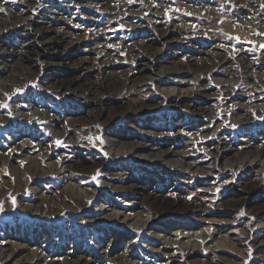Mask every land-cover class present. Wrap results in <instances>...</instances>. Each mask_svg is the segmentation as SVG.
<instances>
[{"label": "rangeland", "instance_id": "obj_1", "mask_svg": "<svg viewBox=\"0 0 264 264\" xmlns=\"http://www.w3.org/2000/svg\"><path fill=\"white\" fill-rule=\"evenodd\" d=\"M0 9V264H264V0Z\"/></svg>", "mask_w": 264, "mask_h": 264}, {"label": "bare ground", "instance_id": "obj_2", "mask_svg": "<svg viewBox=\"0 0 264 264\" xmlns=\"http://www.w3.org/2000/svg\"><path fill=\"white\" fill-rule=\"evenodd\" d=\"M5 67H6V65L2 66L1 68H4V69H5ZM171 91H172V90H171ZM134 146L142 147L143 145H141V144H136V145H135V144H132V145H130V147H132V148H133ZM144 148H146V147H144ZM163 154H164V152H163V153L159 152L158 155H157L156 157H159V156H161V155H163ZM194 164H195V163H193V162H192V163H187L186 166L189 167V166H191V165L193 166ZM70 186H71V185H70ZM70 186H67V188L71 190V192L68 193V194H70L71 196H75V197H77V198H79V199L82 198V200L84 199L83 201H87L85 198L82 197V195L79 194V193H81V192H76V191H74V188H71ZM72 193H73V194H72ZM154 210H155V209H154ZM115 215H116V214H115ZM135 216H136V215H135ZM125 218L129 219V216H125ZM139 218H140V216H139ZM138 222H139V220H138ZM148 223H149V222L146 221V220H143V221L141 220L140 225H144V226H145V225L148 224ZM204 233H205V232H204ZM202 234H203V233H202ZM196 235H197V234H196ZM207 237H208L207 234H204V236L202 237V239H206ZM224 241H225V240H224ZM226 242H227V241H226ZM170 245H173V243L170 242ZM170 245H169V246H170ZM224 245H225V244H224ZM182 246H183L185 249L188 248V246L186 245V243H185V244H182ZM189 249H190V250H193L194 247H193V246H190Z\"/></svg>", "mask_w": 264, "mask_h": 264}, {"label": "snow or ice", "instance_id": "obj_3", "mask_svg": "<svg viewBox=\"0 0 264 264\" xmlns=\"http://www.w3.org/2000/svg\"><path fill=\"white\" fill-rule=\"evenodd\" d=\"M0 11H3V9H0ZM6 106V105H5ZM261 119H264V117H261ZM59 143V142H58Z\"/></svg>", "mask_w": 264, "mask_h": 264}, {"label": "built area", "instance_id": "obj_4", "mask_svg": "<svg viewBox=\"0 0 264 264\" xmlns=\"http://www.w3.org/2000/svg\"><path fill=\"white\" fill-rule=\"evenodd\" d=\"M54 1H59V0H54Z\"/></svg>", "mask_w": 264, "mask_h": 264}]
</instances>
